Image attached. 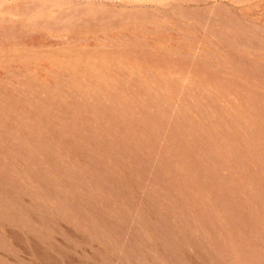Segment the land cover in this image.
Wrapping results in <instances>:
<instances>
[{"label":"rangeland","instance_id":"374dc122","mask_svg":"<svg viewBox=\"0 0 264 264\" xmlns=\"http://www.w3.org/2000/svg\"><path fill=\"white\" fill-rule=\"evenodd\" d=\"M0 264H264V0H0Z\"/></svg>","mask_w":264,"mask_h":264}]
</instances>
